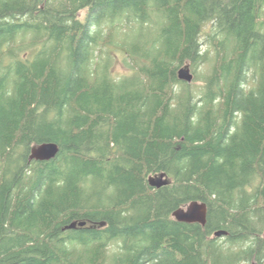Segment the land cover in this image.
<instances>
[{
  "label": "trees",
  "instance_id": "16d2710c",
  "mask_svg": "<svg viewBox=\"0 0 264 264\" xmlns=\"http://www.w3.org/2000/svg\"><path fill=\"white\" fill-rule=\"evenodd\" d=\"M0 264H264V0H0Z\"/></svg>",
  "mask_w": 264,
  "mask_h": 264
},
{
  "label": "water",
  "instance_id": "95a60500",
  "mask_svg": "<svg viewBox=\"0 0 264 264\" xmlns=\"http://www.w3.org/2000/svg\"><path fill=\"white\" fill-rule=\"evenodd\" d=\"M178 78L180 81L191 84L194 80V75L189 67H182L178 71ZM60 152V148L56 143H43L35 145L30 150L29 161L46 162L55 159ZM148 183L151 187L160 189L169 184L168 176L165 173L159 175L149 176ZM208 208L204 202L194 201L187 207L177 209L173 213L176 221L186 224H200L205 226L207 223ZM86 226L85 222H73L66 227V230H74ZM225 231H218L215 233V238H222L227 236Z\"/></svg>",
  "mask_w": 264,
  "mask_h": 264
},
{
  "label": "rangeland",
  "instance_id": "374dc122",
  "mask_svg": "<svg viewBox=\"0 0 264 264\" xmlns=\"http://www.w3.org/2000/svg\"><path fill=\"white\" fill-rule=\"evenodd\" d=\"M86 16H87L86 10L82 11L80 13V19L81 20H85ZM201 42L203 44H206V35L205 34L202 36ZM114 54H117V56L115 57V63H114L113 69H112L113 74L125 75L126 73H128V67L125 63L124 55H122L119 51H114ZM183 67H189L190 68L189 64H186ZM190 85H192V87H194V89L196 90L197 88H199L202 85V81H195V79H194Z\"/></svg>",
  "mask_w": 264,
  "mask_h": 264
},
{
  "label": "bare ground",
  "instance_id": "6f19581e",
  "mask_svg": "<svg viewBox=\"0 0 264 264\" xmlns=\"http://www.w3.org/2000/svg\"><path fill=\"white\" fill-rule=\"evenodd\" d=\"M50 142V141H49ZM44 143V142H43ZM30 154V153H29Z\"/></svg>",
  "mask_w": 264,
  "mask_h": 264
}]
</instances>
